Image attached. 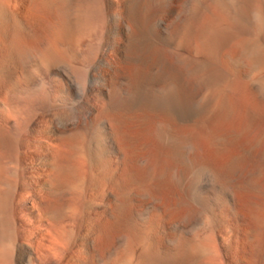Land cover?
<instances>
[{"label": "bare ground", "instance_id": "1", "mask_svg": "<svg viewBox=\"0 0 264 264\" xmlns=\"http://www.w3.org/2000/svg\"><path fill=\"white\" fill-rule=\"evenodd\" d=\"M190 1L0 0V264H264V0Z\"/></svg>", "mask_w": 264, "mask_h": 264}, {"label": "rangeland", "instance_id": "2", "mask_svg": "<svg viewBox=\"0 0 264 264\" xmlns=\"http://www.w3.org/2000/svg\"><path fill=\"white\" fill-rule=\"evenodd\" d=\"M194 2H195V0H191L190 2H189V7L191 8V6H192V4H194ZM188 5H187V8H186V13L188 12V10L190 9L189 7H188ZM95 24H93V28L90 30V32L89 33H96L95 35L96 36H94V37H92L93 39H95V41L96 40H98L99 38H100V36H101V33L103 32V28H104V24H103V22L102 21H95L94 22ZM84 33H87V32H84ZM256 38V36H253L252 37V39H255ZM180 48H182V46H180ZM263 74H264V70H262V69H260V68H256V69H253L252 71H250L247 75H246V77L245 78H242L241 79V81L242 82H244V83H246V84H251L254 80H256V79H258V78H260L261 76H263ZM259 76V77H258ZM244 79V80H243ZM246 79H247V81H246ZM253 79V80H252ZM248 80H250V81H248ZM208 93H209V89L208 88H205L201 93H200V95L198 96V98H200V99H198L197 98V101L199 102L200 100H202L201 102H199L200 104L201 103H203L204 104V102L203 101H205L206 100V98L205 97H207V95H208ZM202 98H204V99H202ZM186 109H189V106H186ZM214 165H216V163L214 162L213 163ZM245 169H246V171H248V170H250V167H245ZM248 169V170H247ZM190 178V177H189ZM192 182H191V179H188V181H187V187H188V192H189V186H190V184H191ZM261 183H262V185L264 184V176H263V180L261 181ZM210 186V187H209ZM208 186V188H210V189H208L210 192L209 193H213L214 194V187L212 186V185H209ZM264 186V185H263ZM210 194V195H212L213 196V194ZM236 197H237V208L239 209L240 207V211H241V215H243V216H240L241 218H239V220L238 221H240V222H238L236 219L234 220V223H236V225L238 226V228H236L237 229V231L239 232V235H240V237H239V240H243V238L245 239V236H244V232H245V229L247 228V227H251V225L253 226V223H251L249 220H247L248 218H246L247 217V210L246 209H248L247 207H249V206H251V203L252 202H254V203H262L263 202V198H261V197H256V196H245V197H243L242 199L241 198H239L238 197V195H235ZM235 197V198H236ZM169 196H165V197H163L162 198V204H164V207H163V217L164 218H166V219H162V222H161V224H162V228H164V230H166L167 232H168V238H170V239H172V224H173V222L176 220V218H177V214L172 210V209H169L170 208V206L169 205H171L172 203V199L170 198ZM245 198L247 199V201H248V204L246 203V200H245ZM249 198H252V199H249ZM259 198H260V200H259ZM167 199V200H166ZM262 199V200H261ZM166 200V201H165ZM238 200H239V202H238ZM252 200V201H251ZM164 201V202H163ZM242 201V202H241ZM240 202L241 203H243V204H240ZM166 203V204H165ZM240 204V205H239ZM246 204V205H245ZM263 204V203H262ZM242 205V206H241ZM167 206V207H166ZM240 206V207H239ZM245 207V208H244ZM166 208V209H165ZM241 209H244V210H241ZM166 212H165V211ZM170 210H172V211H170ZM200 212V214H199V212ZM167 213V214H166ZM171 214V215H170ZM197 214V215H196ZM198 214L199 215H201V214H203V211L202 210H199V209H197V210H195V213H194V215H193V217H192V219H190V220H193V221H188V222H186L184 225V229L185 230H187V236L188 237H190L192 240H194V239H196V237H197V235H199V234H201L203 231H204V228L206 229V226L209 224V223H211V222H215V224H217V221H220V222H223V220H224V217L222 216V214L220 213V210H213V213H209V212H205L204 213V215H201L202 217H200V216H198ZM214 215V216H213ZM244 215H246V217L244 216ZM194 216H197V217H194ZM198 217H200V218H198ZM244 217V218H243ZM194 218V219H193ZM196 218H197V221H195L196 220ZM212 218V219H211ZM247 220V221H246ZM245 221V222H244ZM193 223L194 224V226H193V224H191V226L189 225L190 223ZM248 222H250V223H248ZM172 223V224H171ZM188 223V224H187ZM239 223V224H238ZM248 223V224H247ZM241 224V225H240ZM240 225V226H239ZM187 226V227H186ZM243 227V228H242ZM30 228V227H29ZM191 228V229H190ZM190 231V232H189ZM243 231V232H242ZM200 232V233H199ZM190 233V234H189ZM244 236V237H243ZM20 237H22V236H20ZM19 237V239L18 240H20V241H22L23 240V237H22V240H21V238ZM242 237V238H241ZM116 241H115V240ZM236 239V238H235ZM120 240V241H119ZM99 241V240H98ZM97 241V242H98ZM122 241V242H121ZM235 241H237V239L235 240ZM101 242V243H100ZM103 242V243H102ZM105 242V243H104ZM110 242V243H109ZM99 241L98 243H97V247H98V249L102 252V253H106L107 251L106 250H108V249H106V248H108L109 246H110V244L112 245V243L113 244H116L115 246H119V245H121V244H123V242L125 243H129L127 240L125 241L124 239H118V241H117V239L116 238H114L113 237V239L111 240V241ZM119 242H120V244H119ZM246 242H244L242 245H243V247H245V248H243V253L244 254H246V255H248V256H250L249 258H251L250 259V262L252 263V264H259V259H258V256L256 255L257 254V244L255 243V241H254V243H255V245H252V246H250V245H248V244H245ZM48 244V243H47ZM105 246H104V245ZM118 244V245H117ZM241 245V246H242ZM138 245H137V250H139L138 249ZM248 248V249H247ZM250 248V249H249ZM256 248V249H255ZM43 249V251L45 252V255H46V252H47V250L46 249H44V248H42ZM106 249V250H105ZM245 251V252H244ZM256 251V252H255ZM256 254H255V253ZM236 255V254H235ZM238 257H240L241 255L239 254V255H237ZM114 259L113 260H111V262L110 263H108V264H118V262H119V259L121 258V257H119L118 255H116V256H114L113 257ZM257 260V261H256ZM232 262H234V263H232V264H242L243 263V261L241 260V258H240V260L239 259H236V261H235V259H233L232 260ZM261 264H263V262H261Z\"/></svg>", "mask_w": 264, "mask_h": 264}]
</instances>
